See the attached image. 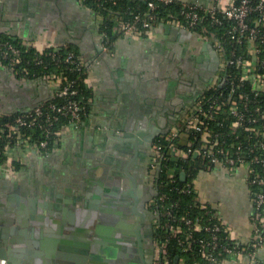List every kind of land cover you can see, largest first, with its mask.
Segmentation results:
<instances>
[{"label": "crops", "instance_id": "0c3cea01", "mask_svg": "<svg viewBox=\"0 0 264 264\" xmlns=\"http://www.w3.org/2000/svg\"><path fill=\"white\" fill-rule=\"evenodd\" d=\"M188 1L223 9L234 0ZM184 28L176 19L160 20L145 32L122 33L108 45L101 17L83 0H0V35L17 37L37 50L73 46L86 66L85 84L91 93L90 112L80 126L65 124L47 151L28 152L23 161L0 166V195L20 191L27 206L29 198L35 196L53 201L58 209L65 210L64 223L77 226L79 212L95 194L96 178L118 190L119 196L126 191L124 165L131 157L132 144L110 140L104 133L109 123L131 130H150L157 125L162 129L161 136L177 135L180 143L190 144L189 133L181 126L195 111L206 89L225 75L228 53L218 47L220 40L214 32L193 30L191 34ZM206 43L212 44L219 55L216 65L209 58L211 49L204 48ZM190 78L198 82V90L192 81L187 83ZM61 83L54 75L19 76L0 61V113L30 109L52 98ZM142 150L151 187L157 188L158 169L150 167L153 152L148 147ZM186 178L187 174L183 179ZM191 182L197 199L214 208L227 236L241 245H251L258 214L248 170L212 164L201 169ZM100 196L108 197L104 189ZM68 218L75 222L70 223ZM35 228L40 231L24 235L25 247L48 256L69 252L61 247L63 239L68 238L65 236L71 234L68 228L56 235L58 241L53 245L50 242L56 232L50 224L44 222ZM36 240L44 241L45 249L38 247ZM223 264H264V244L256 258L242 254Z\"/></svg>", "mask_w": 264, "mask_h": 264}, {"label": "built area", "instance_id": "2783aa9c", "mask_svg": "<svg viewBox=\"0 0 264 264\" xmlns=\"http://www.w3.org/2000/svg\"><path fill=\"white\" fill-rule=\"evenodd\" d=\"M159 1L168 3L172 0ZM185 4V8L182 10L184 21L176 19L178 22L195 30L194 28L205 19H208L212 24L221 23L222 18L220 15L222 14L225 18L235 21L230 30L231 37L235 40H240V37L235 33L242 34L247 31L251 34L252 42L255 40L256 28L250 26L249 23V17L252 13H260V17L255 24L264 22V0H234L233 3L223 9L191 3ZM149 7L151 13L147 17H141L137 14L133 20L123 21L120 25L121 31L124 34H133L145 32L151 28L156 19L154 12L157 7L156 1L151 0ZM218 47L224 48L221 41L218 42ZM53 48L54 50L60 49L59 46ZM250 48L251 54H254L253 56L233 54V57H230L227 54L226 62H228V66L233 65L239 70L240 81V84L233 82L228 92V100L213 99L210 102H203L199 98L195 111L185 120V126L200 133L199 146L194 147V143L191 142L187 149H181L175 144L171 147V152L175 161L179 158H186L193 152L203 153L204 156L209 158L211 164H220L231 169L243 166L248 170L250 185L258 186V189L253 191L258 219L256 221V237L251 243L252 248L250 250L242 248L239 243L230 239L227 235L226 237L229 240L225 243L221 242L220 232L226 233V229L219 221L216 211L210 205L197 199L203 213L179 215L175 213L174 208L179 205L180 199L171 200L168 193L159 190L154 208L158 214L156 228L159 232L154 264H186V258L183 255H171L168 245L172 237L177 239L183 253L199 250L202 259L195 260L190 264H223L224 260L242 254H248L252 258H256L257 250L264 244V106L259 100L250 97L249 93L238 90V86L249 81L256 96L264 93V58L259 57L258 53L261 49L254 43L251 44ZM38 51L42 52L43 50ZM0 52L3 58L9 61L10 67L21 61V48L11 40L0 39ZM66 61L74 62L77 68H81L83 65L81 56L75 57L73 52L68 53ZM50 75L59 77L61 82L64 81L54 96H60L65 100L63 102H39L16 116L14 121L0 124V142H2L0 144V155L4 156L0 166L7 167L13 161H23V156L28 152H44L48 148L49 137L54 135L55 140L59 137L61 129H55L54 127L61 118H68V124L75 126H80L84 122L81 99L76 97L78 89L75 86V80H69L61 74L52 73ZM227 76L228 73L226 76L220 75L214 85L225 83ZM225 104H228L229 113L233 117L230 123L231 132L233 137L238 140V142L231 141L227 144L228 146L225 144L226 140L222 137L223 133L214 129V120L217 119V114L224 110ZM218 123L222 124V122ZM24 129H40L44 137L34 138L32 132L26 133ZM239 130L249 132L251 143L246 144L239 140ZM160 149L161 145L156 144L150 160V167L154 170H157L159 163L164 158V155L160 153ZM175 175L174 170H170L168 173L171 180L176 179ZM180 191L189 193L195 191V187L192 182L188 181ZM161 231H164L165 234L162 235ZM195 232H204V235L196 237L194 236ZM0 264H6V260L0 259Z\"/></svg>", "mask_w": 264, "mask_h": 264}, {"label": "trees", "instance_id": "16d2710c", "mask_svg": "<svg viewBox=\"0 0 264 264\" xmlns=\"http://www.w3.org/2000/svg\"><path fill=\"white\" fill-rule=\"evenodd\" d=\"M150 1L151 0H83V3L94 9L95 12L101 17V29L105 34V41L108 45H111L119 35L124 33L120 29V25L123 21H131L137 14L141 17H147L148 14L151 13L149 7ZM154 1H156L157 4L156 9L154 10L156 14V19L153 22L154 24H156L160 20L184 19V16L182 14V10L186 5L184 2L180 0H172L168 3L159 0ZM220 16L222 18L221 23L212 24L208 19H205L194 29L205 33L214 32L218 39L222 42L225 51L230 57H233V54L253 56L254 54H251L250 47L251 44L254 43L261 49L258 53L259 57L264 58V22L255 24L256 20L260 17L259 12H254L249 17L250 26H255L256 28L255 40L253 42L250 38L251 34L249 31L242 34L238 32L235 33L240 37V40H235V38H232V33L230 32V30L232 29L235 21L225 18L222 14ZM0 39L11 40L21 48V61L14 65H11L17 75L39 78L55 73L59 75L61 74L63 76L65 75L69 80H75L74 83L78 89V95L76 97L81 99L84 119L87 117L90 112L89 98L91 96V93L85 84V77L87 74L86 66L83 63L81 68H77V65L74 62L66 61V56L69 52H73L75 54V57L79 56V52L77 49L73 48V46H61L59 50H54V48H47L40 52L33 46L25 45L17 37L0 35ZM0 61L4 64L10 65L9 61L3 58L1 52ZM227 73L228 76L226 82L222 85L212 84L209 88L206 89V91L200 97V100H202L203 102H210L213 99H217L219 101L228 100V92L233 82L236 84H240V81L239 70L233 65L228 66ZM238 90H243L249 93L250 97L259 100V102L264 106V93L256 96L254 90L252 89L251 82L246 81L242 83L241 86H238ZM64 100L65 99L60 96H53L48 100H44V102H63ZM228 109V104H225L224 110L218 113L217 119L214 120V129L223 133L222 137L226 140V145L231 141L238 142V140L233 137V133L231 132L230 123L233 117L229 113ZM22 112L23 111L0 113V124L14 121L16 116H18ZM218 122H222V124ZM68 123V118L63 117L58 123L55 124L54 128L61 129L63 125ZM181 130L187 131L189 133V139L194 143V147L199 146L200 133L198 131L193 128L187 127L184 124L181 126ZM24 131L26 133L32 132L34 138L44 137V134H42L40 129H24ZM239 140L243 141L246 144L251 143V141L249 140V132L241 130ZM54 141L55 137L54 135H51L49 137V144L46 150L50 149ZM1 143L2 142H0V144ZM156 143L161 145L160 153L164 155L158 174L160 192L168 193L171 200L177 198L180 199L179 205L174 208L176 214L184 215L203 213L197 200V193L195 191L189 193L181 192L180 189L186 186L188 181L191 182L201 169L206 168L208 165H212L208 160L209 158L207 156H204L203 153L195 155V153L193 152L186 158H179L175 161L174 155L171 152V147L173 145L175 146V144L176 146H181L182 149H187L189 147V144L180 143L177 135L171 137L160 135L156 138ZM3 159L4 156L1 154L0 162H2ZM257 167L259 168L258 165ZM170 170H174L176 172L175 180H171L168 177V173ZM181 170H185L187 172L186 179H183L181 177ZM259 171L261 172V169ZM252 188L253 191H256L258 189V186L252 185ZM161 234L164 235V231H161ZM202 234L204 235V232H195L194 236L198 237ZM205 235L209 236L208 234ZM220 235L222 237L221 242L225 243L227 242V240H229L226 237L227 234L225 232H220ZM239 246L245 248L246 250H250L252 248L251 245L245 246L239 244ZM168 248L172 256H175L177 254L183 255L186 258V264H190L195 260L202 259L198 249H196L195 251H188L186 253H183L181 250L182 247L178 244L177 239L173 237L170 238ZM221 256H223V254H221Z\"/></svg>", "mask_w": 264, "mask_h": 264}, {"label": "water", "instance_id": "95a60500", "mask_svg": "<svg viewBox=\"0 0 264 264\" xmlns=\"http://www.w3.org/2000/svg\"><path fill=\"white\" fill-rule=\"evenodd\" d=\"M184 1L193 4L197 3L194 1L189 2L188 0ZM184 29L191 34L194 33L193 30L187 27ZM103 48L105 47L103 46ZM204 48L211 49V57L209 58L215 61L216 65L220 58L213 45L206 43ZM226 75L227 69L225 72ZM104 133L110 140L114 139L132 144V156L125 166V175L134 180V189L136 193L141 194V192L139 193L135 177L130 173L131 161L135 160L142 153L144 146H153L155 138L163 134L162 129L157 125H153L150 130L118 129L109 123ZM161 162L157 167L158 174L161 168ZM185 175L186 172L182 171L181 177L184 178ZM96 181L98 184L95 188V194H93L92 199L89 200L87 206L82 209L81 213L79 212L81 219L77 221V224H79L77 226H70L64 223L66 222L64 216L65 210L58 209V205L53 201L43 200L35 196L34 198H29L30 206H27L25 198L19 193L20 191L9 196L0 195V259H5L6 264H112V262H109V250H112V247H107L102 250L101 253L105 255L99 254L100 244L97 242L99 238H96L94 234H101V230L104 227L101 224L97 225L95 222L99 217H102L103 220H112V218L106 219L102 214L105 211L111 213L112 209L116 208L117 204H115L113 197L118 196L119 192L113 190L111 186H107L102 178H96ZM103 189L106 196H108L105 199L100 196ZM151 189L155 191L154 193L156 195L159 194V186ZM129 194L134 195V190H130ZM136 196L139 197L138 195ZM57 202H59V198H57ZM101 202H103V205H99ZM30 209L32 212H30ZM53 215L56 217L55 219L50 218ZM68 220L70 223L75 222L71 218H68ZM44 222L50 224V228L56 232V238L50 242L52 245L57 243V236L60 235L63 228H68L71 231V234L65 236L68 238L63 239V244H61V247L69 252L64 254L58 252L48 256L43 251H34L23 245L22 240L24 235L28 234L29 231H40L35 227L44 224ZM30 225L31 228L28 229ZM91 235L93 236L92 238ZM35 242L38 247L41 246L45 249L46 245L44 241L38 243L36 240ZM73 251L80 253L75 254ZM43 254L46 255L44 259Z\"/></svg>", "mask_w": 264, "mask_h": 264}, {"label": "flooded vegetation", "instance_id": "af4514ba", "mask_svg": "<svg viewBox=\"0 0 264 264\" xmlns=\"http://www.w3.org/2000/svg\"><path fill=\"white\" fill-rule=\"evenodd\" d=\"M190 81L195 86L194 88L198 90V82L194 78H190L187 83ZM156 138L153 146L148 147L151 148L152 152L156 148ZM141 155L142 153L131 161L130 168V173L135 177L141 194L136 193L134 180L127 178L124 195L113 197L115 204H117L116 208L112 209L111 213L105 211L102 214L106 219L112 218V220H103L102 217H99L95 222L97 225L101 224L104 227L101 234H94L96 238H99V241H97L100 244L99 254L105 255L101 253L102 250L112 247L113 249L109 250V262H112V264H154L156 261L158 248L156 222L158 214L154 208L157 195L151 189L152 181H150L151 177L148 173V162L146 163ZM129 159L125 162L124 173ZM130 190H134L135 194L130 195ZM115 191L118 190L115 189Z\"/></svg>", "mask_w": 264, "mask_h": 264}]
</instances>
